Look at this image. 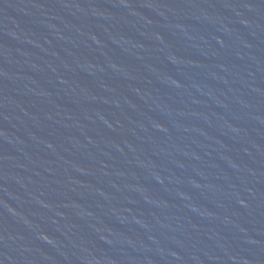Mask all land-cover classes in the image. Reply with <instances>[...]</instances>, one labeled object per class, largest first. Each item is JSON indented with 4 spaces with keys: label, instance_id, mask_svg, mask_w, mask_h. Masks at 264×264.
I'll list each match as a JSON object with an SVG mask.
<instances>
[{
    "label": "water",
    "instance_id": "obj_1",
    "mask_svg": "<svg viewBox=\"0 0 264 264\" xmlns=\"http://www.w3.org/2000/svg\"><path fill=\"white\" fill-rule=\"evenodd\" d=\"M0 264H264V0H0Z\"/></svg>",
    "mask_w": 264,
    "mask_h": 264
}]
</instances>
